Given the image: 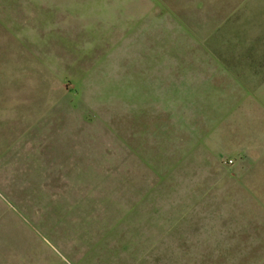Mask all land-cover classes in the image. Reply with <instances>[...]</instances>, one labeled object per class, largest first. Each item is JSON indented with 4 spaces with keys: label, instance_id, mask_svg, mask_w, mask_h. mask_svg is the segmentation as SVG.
I'll return each instance as SVG.
<instances>
[{
    "label": "rangeland",
    "instance_id": "rangeland-1",
    "mask_svg": "<svg viewBox=\"0 0 264 264\" xmlns=\"http://www.w3.org/2000/svg\"><path fill=\"white\" fill-rule=\"evenodd\" d=\"M38 1L0 3V264H264V0Z\"/></svg>",
    "mask_w": 264,
    "mask_h": 264
},
{
    "label": "crops",
    "instance_id": "crops-1",
    "mask_svg": "<svg viewBox=\"0 0 264 264\" xmlns=\"http://www.w3.org/2000/svg\"><path fill=\"white\" fill-rule=\"evenodd\" d=\"M2 1H4V0H0V3H2ZM29 1H31L32 3H33V2H37V3H39L38 0H29ZM37 6H39V5H37ZM40 6L43 7L44 4H41ZM244 152L246 153V155H249V156H253V155H254V151L251 150V149H246ZM238 166H240L241 171H242V170H244V167L247 166V165H246V163L242 162V163H240Z\"/></svg>",
    "mask_w": 264,
    "mask_h": 264
}]
</instances>
